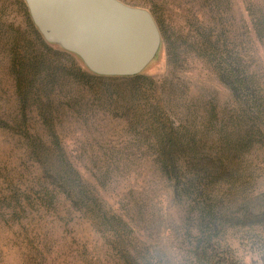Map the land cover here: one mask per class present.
I'll return each instance as SVG.
<instances>
[{
    "label": "rangeland",
    "instance_id": "obj_1",
    "mask_svg": "<svg viewBox=\"0 0 264 264\" xmlns=\"http://www.w3.org/2000/svg\"><path fill=\"white\" fill-rule=\"evenodd\" d=\"M118 1L152 14L162 47L141 75L148 82L111 78L97 83L123 93L138 83L148 100L144 95L130 105L119 101L113 106L96 96L100 86L83 94L75 79L63 80L67 86L60 84L52 94L51 129L35 107L27 110L22 125L13 64L20 51L25 56L40 45L18 0H0V264H196L198 245L213 250V264H264V221L242 213L245 207L255 208V214L264 210V146L247 158L246 188L218 190L226 223L201 229L187 205L175 201L144 127L121 110L143 115L155 97L175 106L179 121L188 110L202 117L216 105L221 118L225 112L229 119L238 105L220 77L217 59L231 55L256 77L264 97V0ZM53 61L61 66L67 59ZM55 132L88 197L111 221L122 222H116L118 235L114 231L121 248L112 244L114 236L103 234L95 216L45 178L30 155L29 137L55 149Z\"/></svg>",
    "mask_w": 264,
    "mask_h": 264
},
{
    "label": "trees",
    "instance_id": "obj_2",
    "mask_svg": "<svg viewBox=\"0 0 264 264\" xmlns=\"http://www.w3.org/2000/svg\"><path fill=\"white\" fill-rule=\"evenodd\" d=\"M18 2L26 10L29 26L40 45V48H31L25 56H22L20 51L13 64L19 105L24 114L22 125L27 123V110L35 107L42 114L45 125L54 129L55 119L51 115L55 112L56 101L52 99V94L55 88L61 86L60 84L66 85L63 80L70 79L74 82L75 79V85L81 86L83 94H88L91 86L94 88L100 86L101 93L95 90V94L99 98L106 97L103 101L110 102L109 105L114 106V103L119 101L129 102L126 105L141 101L140 97L146 93L137 89L138 83L132 84V88L129 87V91L125 93L111 90L105 85L108 83H97L104 79L110 81L111 78L91 74L73 55L47 44L33 25L24 1ZM54 57L67 59L66 65L57 66L53 61ZM217 62V70L222 81L232 90L237 100L238 108L229 119L225 112L221 118L216 105L209 111L205 109L202 117L195 116L196 111L188 110L183 121H179L176 107L172 108L155 97L154 105L148 106L149 109L145 110L148 111L143 115L132 108L121 109L122 115L127 119H135L133 121L144 127L148 142L152 143L153 147L156 145V163L172 187L175 201L187 205L191 214L197 216L196 221L201 229H220L226 223L223 199L219 197L218 190L223 186L234 187L238 184L239 188H246L247 158L252 155L255 148L264 146V97L259 91L260 83L246 70L238 56L220 57ZM129 80L140 84L148 82L142 76ZM156 90L157 86L154 83V91ZM146 97L145 95L143 98L148 100ZM178 122L180 125L177 127L175 125ZM27 140L31 145L30 155L39 164L45 178L63 192L75 206L95 216L100 222L103 234L115 237V231L118 235L116 222L119 221V224L122 222L114 219L111 221L102 213L96 202L88 197L89 193L78 173L66 161L56 132L52 135L55 149L47 147L44 140L39 137H29ZM245 208L242 213L248 219L255 222L264 221V210L255 214L253 211L255 208ZM237 221L240 222L238 219ZM112 244L122 247L117 237ZM212 253L211 248L198 245L193 253L195 263L213 264Z\"/></svg>",
    "mask_w": 264,
    "mask_h": 264
},
{
    "label": "water",
    "instance_id": "obj_3",
    "mask_svg": "<svg viewBox=\"0 0 264 264\" xmlns=\"http://www.w3.org/2000/svg\"><path fill=\"white\" fill-rule=\"evenodd\" d=\"M23 1L44 41L95 76H141L160 53L161 31L147 10L118 0Z\"/></svg>",
    "mask_w": 264,
    "mask_h": 264
}]
</instances>
